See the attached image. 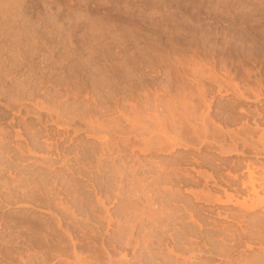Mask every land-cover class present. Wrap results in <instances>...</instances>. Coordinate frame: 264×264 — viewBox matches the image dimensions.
<instances>
[{"label": "rangeland", "instance_id": "rangeland-1", "mask_svg": "<svg viewBox=\"0 0 264 264\" xmlns=\"http://www.w3.org/2000/svg\"><path fill=\"white\" fill-rule=\"evenodd\" d=\"M0 264H264V0H0Z\"/></svg>", "mask_w": 264, "mask_h": 264}, {"label": "bare ground", "instance_id": "bare-ground-1", "mask_svg": "<svg viewBox=\"0 0 264 264\" xmlns=\"http://www.w3.org/2000/svg\"><path fill=\"white\" fill-rule=\"evenodd\" d=\"M260 153H261V152H260ZM247 168H248V167H247ZM248 170H249V169H248ZM250 172H251V171H250ZM252 174H253V173L251 172V177H252ZM253 175H254V174H253Z\"/></svg>", "mask_w": 264, "mask_h": 264}]
</instances>
